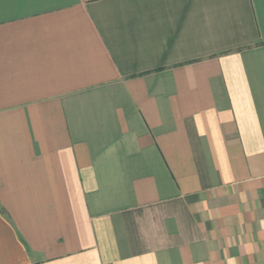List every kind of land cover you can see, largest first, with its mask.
I'll return each instance as SVG.
<instances>
[{
    "label": "crops",
    "instance_id": "1",
    "mask_svg": "<svg viewBox=\"0 0 264 264\" xmlns=\"http://www.w3.org/2000/svg\"><path fill=\"white\" fill-rule=\"evenodd\" d=\"M0 264H264V0H0Z\"/></svg>",
    "mask_w": 264,
    "mask_h": 264
}]
</instances>
